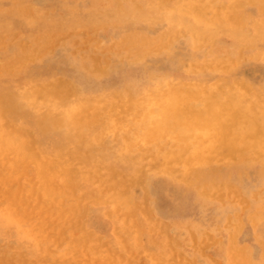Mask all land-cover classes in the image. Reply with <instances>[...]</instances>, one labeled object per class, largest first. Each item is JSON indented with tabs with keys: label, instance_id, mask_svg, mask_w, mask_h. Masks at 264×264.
<instances>
[{
	"label": "rangeland",
	"instance_id": "374dc122",
	"mask_svg": "<svg viewBox=\"0 0 264 264\" xmlns=\"http://www.w3.org/2000/svg\"><path fill=\"white\" fill-rule=\"evenodd\" d=\"M209 105L264 122V0H0V135L47 162L0 178V264H264V154H214Z\"/></svg>",
	"mask_w": 264,
	"mask_h": 264
},
{
	"label": "bare ground",
	"instance_id": "6f19581e",
	"mask_svg": "<svg viewBox=\"0 0 264 264\" xmlns=\"http://www.w3.org/2000/svg\"><path fill=\"white\" fill-rule=\"evenodd\" d=\"M35 93L37 96L36 100H41L44 103L54 104V100L57 97L65 98L59 87H52V89L49 90H45L43 88L36 90ZM215 106L216 105H209L208 110L206 111H200L193 108L189 109L197 123H200L204 127L213 128L216 132H218V134H220V145L218 146V149L214 150V154H218L219 151H222L224 155L230 157L232 156L235 160L241 159L240 157L248 150L255 152V154H264V122L261 119L248 117V114L241 108L229 107L224 110L222 108L217 110L214 108ZM182 108L188 112V107L181 100L178 109ZM3 111L5 113H10V110L4 106ZM52 114L54 115V120L57 121L60 115H58L57 112ZM212 121H215V125H213ZM9 158L12 160L8 161L7 159ZM203 158L204 161L212 159L211 157V159L205 157ZM27 159L35 160L37 163H47L46 161H43L44 158L38 155L34 141H27V143L16 147L0 135V174L6 166V163H9V169L6 174L1 175V179H7L12 175H17V171L15 169L17 163H25ZM51 161L52 162L50 163H71L69 160L66 162L55 160ZM66 166L69 165H52L41 168L40 190L45 192V194L37 191V189L31 185L29 187H24V190H27L31 199H33L32 196L38 195L37 197H34L35 200H37V204L39 202L43 203V197H47L48 199L50 196L53 197L54 202L56 201V203H60L69 195V193H71V191H69V185H74L73 180L68 183H64L63 185L56 184L53 189H49L48 187H50L53 178L55 180L58 175H61L60 173L62 171L65 172L66 169L69 171L71 170ZM194 169H196V166ZM39 193H41V195H39ZM25 201L27 202V200Z\"/></svg>",
	"mask_w": 264,
	"mask_h": 264
}]
</instances>
